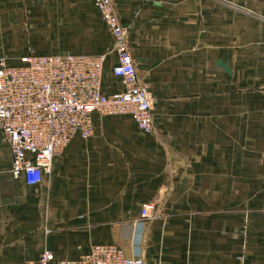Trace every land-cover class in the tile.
Returning a JSON list of instances; mask_svg holds the SVG:
<instances>
[{"label": "crops", "instance_id": "1", "mask_svg": "<svg viewBox=\"0 0 264 264\" xmlns=\"http://www.w3.org/2000/svg\"><path fill=\"white\" fill-rule=\"evenodd\" d=\"M114 3L155 132L96 113L37 187L11 176L0 133V264L97 245L145 264H264V0ZM28 54L105 55L103 92L122 90L93 0H0V56ZM147 203L153 218L130 228Z\"/></svg>", "mask_w": 264, "mask_h": 264}, {"label": "built area", "instance_id": "2", "mask_svg": "<svg viewBox=\"0 0 264 264\" xmlns=\"http://www.w3.org/2000/svg\"><path fill=\"white\" fill-rule=\"evenodd\" d=\"M109 28L117 62L112 75L120 92H103L105 55L28 54L13 64L0 56V133L11 155L10 174L28 187L40 186L54 161L76 136L89 139L94 133V114L126 116L141 132L153 134L154 96L139 76L130 54L128 29L120 21L114 0H93ZM154 203L143 205L140 220L152 219ZM51 229L46 228V233ZM26 264H145L140 254L126 256L117 245H97L77 260H56L44 250L37 262Z\"/></svg>", "mask_w": 264, "mask_h": 264}]
</instances>
